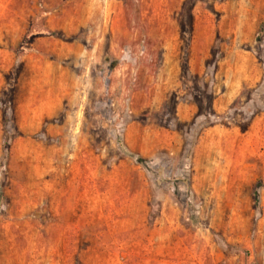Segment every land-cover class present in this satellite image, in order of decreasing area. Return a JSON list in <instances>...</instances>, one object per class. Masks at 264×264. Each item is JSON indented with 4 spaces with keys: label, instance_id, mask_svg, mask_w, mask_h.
I'll return each mask as SVG.
<instances>
[{
    "label": "rangeland",
    "instance_id": "rangeland-1",
    "mask_svg": "<svg viewBox=\"0 0 264 264\" xmlns=\"http://www.w3.org/2000/svg\"><path fill=\"white\" fill-rule=\"evenodd\" d=\"M0 264H264V0H0Z\"/></svg>",
    "mask_w": 264,
    "mask_h": 264
}]
</instances>
